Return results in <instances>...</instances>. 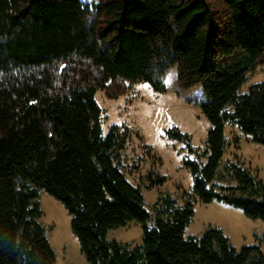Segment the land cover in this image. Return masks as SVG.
<instances>
[{"label":"trees","instance_id":"1","mask_svg":"<svg viewBox=\"0 0 264 264\" xmlns=\"http://www.w3.org/2000/svg\"><path fill=\"white\" fill-rule=\"evenodd\" d=\"M261 66L264 0H0V264H56L40 190L64 204L89 264H264L259 246L237 250L218 228L185 237L199 202L264 220V183L249 170L228 163L237 185L217 181L228 124L264 145V82L242 91ZM174 67L179 90L202 89L211 128L203 154L189 146L193 193L159 198L150 213L127 179L129 129L103 134L96 94L116 99L138 83L166 92ZM134 221L140 244L107 239Z\"/></svg>","mask_w":264,"mask_h":264},{"label":"rangeland","instance_id":"2","mask_svg":"<svg viewBox=\"0 0 264 264\" xmlns=\"http://www.w3.org/2000/svg\"><path fill=\"white\" fill-rule=\"evenodd\" d=\"M94 3L99 0H84ZM264 82V66L248 77L245 91L250 85ZM166 92H156L148 83L132 84L128 92L116 99H108L104 91H98L96 101L103 110V134L113 127L128 128L130 141L123 153L127 179L140 185L145 198V208L150 213L159 198L170 195L182 204L183 192L193 193L194 177L187 166L196 154L190 145L203 154L207 149V137L211 123L202 112L205 96L201 88L181 91L177 88V67L165 78ZM178 129L189 141L170 138L167 131ZM227 148L220 169L224 184L237 185L225 176L228 163L241 165L264 183V145L251 138L234 125L225 129ZM203 163L205 157H201ZM165 177L166 181L155 188L147 189L150 179ZM39 201L43 216L41 224L54 250L56 264H89L82 253L80 242L72 231V217L64 204L40 190ZM209 228H218L229 238L230 243L241 250L245 246H259L264 252V220L251 219L245 212L221 201L209 204L199 202L191 223L185 229V237L201 238ZM144 226L131 222L126 227L110 230L109 241L137 245L142 242Z\"/></svg>","mask_w":264,"mask_h":264}]
</instances>
